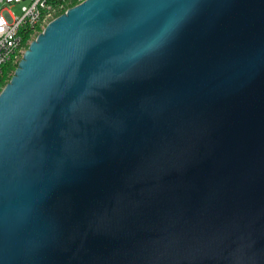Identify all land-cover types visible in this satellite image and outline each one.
Segmentation results:
<instances>
[{
	"label": "water",
	"instance_id": "water-1",
	"mask_svg": "<svg viewBox=\"0 0 264 264\" xmlns=\"http://www.w3.org/2000/svg\"><path fill=\"white\" fill-rule=\"evenodd\" d=\"M0 264H264V0H82L0 91Z\"/></svg>",
	"mask_w": 264,
	"mask_h": 264
},
{
	"label": "built area",
	"instance_id": "built-area-1",
	"mask_svg": "<svg viewBox=\"0 0 264 264\" xmlns=\"http://www.w3.org/2000/svg\"><path fill=\"white\" fill-rule=\"evenodd\" d=\"M55 0H0V79L4 66L20 59L24 44L29 42L37 28H43L53 19ZM79 3L82 0H78ZM20 5V15L10 11Z\"/></svg>",
	"mask_w": 264,
	"mask_h": 264
},
{
	"label": "trees",
	"instance_id": "trees-1",
	"mask_svg": "<svg viewBox=\"0 0 264 264\" xmlns=\"http://www.w3.org/2000/svg\"><path fill=\"white\" fill-rule=\"evenodd\" d=\"M79 1L78 0H55L53 2V5H55V10L53 13V18H55L56 16L62 14L63 12H65L68 8L78 4ZM41 28H37V30L32 34V36L30 37V41L32 39H34L36 37V35L41 31ZM29 41V42H30ZM29 42L24 44V49L28 46ZM19 58L13 61L8 62L5 66H4V70H3V75L2 78L0 79V91L3 88V86L8 82V80L10 79L13 70L15 69L17 62H18Z\"/></svg>",
	"mask_w": 264,
	"mask_h": 264
},
{
	"label": "rangeland",
	"instance_id": "rangeland-1",
	"mask_svg": "<svg viewBox=\"0 0 264 264\" xmlns=\"http://www.w3.org/2000/svg\"><path fill=\"white\" fill-rule=\"evenodd\" d=\"M10 11L13 13L14 16L20 15V5L11 6Z\"/></svg>",
	"mask_w": 264,
	"mask_h": 264
}]
</instances>
